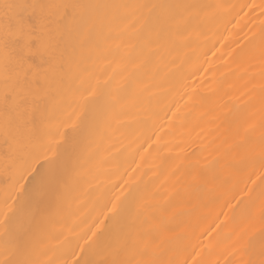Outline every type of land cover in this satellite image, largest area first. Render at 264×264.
Instances as JSON below:
<instances>
[{
	"label": "bare ground",
	"instance_id": "obj_1",
	"mask_svg": "<svg viewBox=\"0 0 264 264\" xmlns=\"http://www.w3.org/2000/svg\"><path fill=\"white\" fill-rule=\"evenodd\" d=\"M167 2L196 6L186 35L135 64L97 51L103 21H64L55 53L31 56L41 99L8 133L0 83V264H113L145 218L142 259L264 264V0ZM53 173L40 194L33 177Z\"/></svg>",
	"mask_w": 264,
	"mask_h": 264
},
{
	"label": "snow or ice",
	"instance_id": "obj_2",
	"mask_svg": "<svg viewBox=\"0 0 264 264\" xmlns=\"http://www.w3.org/2000/svg\"><path fill=\"white\" fill-rule=\"evenodd\" d=\"M195 5L161 2L136 4H62L5 2L0 5V83L3 96V124L6 133L36 105L41 96L36 91V70L31 66L34 50L46 49L55 53L62 36L60 26L69 17L89 32H96L99 21L104 30L96 37V49L101 54L113 47L123 49L126 62L147 61L154 50L165 44H174L186 35L189 10ZM71 10V12H69ZM39 67V66H37ZM17 186L23 188L21 181ZM40 194H54L59 177L56 174L37 175L32 179ZM11 197L5 200L6 206ZM31 223V221H30ZM7 228V224L5 225ZM158 229L145 218L126 236L120 250L123 260L113 264H158L146 260L152 237ZM28 237H16L14 243L24 246ZM16 264H32L23 259Z\"/></svg>",
	"mask_w": 264,
	"mask_h": 264
}]
</instances>
